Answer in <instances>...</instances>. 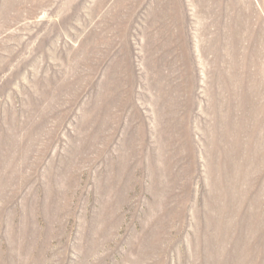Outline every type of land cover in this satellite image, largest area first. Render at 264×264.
<instances>
[{"label": "rangeland", "instance_id": "1", "mask_svg": "<svg viewBox=\"0 0 264 264\" xmlns=\"http://www.w3.org/2000/svg\"><path fill=\"white\" fill-rule=\"evenodd\" d=\"M0 264H264V0H0Z\"/></svg>", "mask_w": 264, "mask_h": 264}]
</instances>
